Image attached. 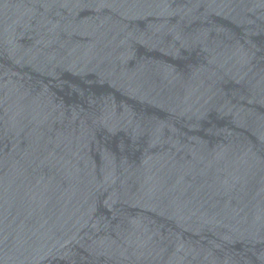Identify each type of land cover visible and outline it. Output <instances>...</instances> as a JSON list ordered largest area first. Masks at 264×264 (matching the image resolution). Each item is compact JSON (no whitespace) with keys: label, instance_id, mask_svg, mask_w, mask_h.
<instances>
[{"label":"water","instance_id":"water-1","mask_svg":"<svg viewBox=\"0 0 264 264\" xmlns=\"http://www.w3.org/2000/svg\"><path fill=\"white\" fill-rule=\"evenodd\" d=\"M0 264H264V0H0Z\"/></svg>","mask_w":264,"mask_h":264}]
</instances>
